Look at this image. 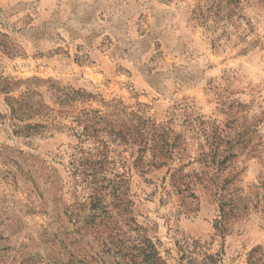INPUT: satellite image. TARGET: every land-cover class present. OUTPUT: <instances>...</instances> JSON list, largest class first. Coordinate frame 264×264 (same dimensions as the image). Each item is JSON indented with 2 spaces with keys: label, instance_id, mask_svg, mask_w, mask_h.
<instances>
[{
  "label": "rangeland",
  "instance_id": "obj_1",
  "mask_svg": "<svg viewBox=\"0 0 264 264\" xmlns=\"http://www.w3.org/2000/svg\"><path fill=\"white\" fill-rule=\"evenodd\" d=\"M238 1L0 0V264H264V4ZM144 120L181 137L162 168ZM213 123L250 130L221 228Z\"/></svg>",
  "mask_w": 264,
  "mask_h": 264
},
{
  "label": "trees",
  "instance_id": "obj_2",
  "mask_svg": "<svg viewBox=\"0 0 264 264\" xmlns=\"http://www.w3.org/2000/svg\"><path fill=\"white\" fill-rule=\"evenodd\" d=\"M264 4V0H260ZM238 0H212L211 5L206 8L204 13L201 11L199 15L205 19L210 15L213 20H219L222 13L230 11L231 5L238 4ZM229 14V13H228ZM19 103V101H16ZM147 121H140L139 124L133 125L130 134L133 142L141 145V152L151 151V158L148 161L150 167L162 168L172 162L175 155L180 152L181 142L180 135L173 136L166 126H156L150 123L146 126ZM150 122V121H149ZM29 127V126H28ZM31 128V127H30ZM129 129V128H128ZM204 130L205 144H199L198 157L196 162L203 164L206 168H211L213 171L210 177L207 178L211 183L217 182L220 172L227 171L226 176L222 177L221 184H216V192L214 195L217 197L219 219L216 220V228L224 227L228 217L237 212L242 211L238 201L233 198H228L226 191L227 185L231 184L237 176L236 172L228 169L231 167V162L236 157L240 148H244L250 143L248 136L250 135L249 124H240L239 126H224L221 127L217 124L206 125ZM252 132V131H251ZM139 141V142H138ZM143 161V157H139V162ZM189 164V163H188ZM183 165L175 168H169L172 171L171 179L174 182L175 188L179 193L188 192L191 190V181H186L188 175L181 172ZM176 176V177H175ZM197 180L200 181V177ZM215 177V179H213ZM215 181V182H214ZM193 196V192H189ZM249 256L256 258V261L261 260L263 251L261 247L253 248ZM252 262V261H251Z\"/></svg>",
  "mask_w": 264,
  "mask_h": 264
}]
</instances>
